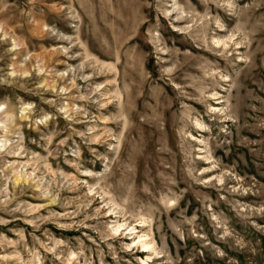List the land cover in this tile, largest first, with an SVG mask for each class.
I'll return each mask as SVG.
<instances>
[{"label":"rangeland","instance_id":"rangeland-1","mask_svg":"<svg viewBox=\"0 0 264 264\" xmlns=\"http://www.w3.org/2000/svg\"><path fill=\"white\" fill-rule=\"evenodd\" d=\"M0 264H264V0H0Z\"/></svg>","mask_w":264,"mask_h":264},{"label":"bare ground","instance_id":"bare-ground-1","mask_svg":"<svg viewBox=\"0 0 264 264\" xmlns=\"http://www.w3.org/2000/svg\"><path fill=\"white\" fill-rule=\"evenodd\" d=\"M134 230L135 229H133V231ZM116 232H117V230H116ZM138 240H140V241L137 242V243H139V245L142 246L141 248H143L144 251H147V252H150V253L155 251L154 246L152 245V243L149 242V240H148L146 235H144L143 237H139Z\"/></svg>","mask_w":264,"mask_h":264}]
</instances>
